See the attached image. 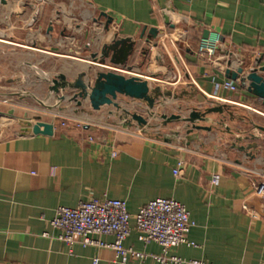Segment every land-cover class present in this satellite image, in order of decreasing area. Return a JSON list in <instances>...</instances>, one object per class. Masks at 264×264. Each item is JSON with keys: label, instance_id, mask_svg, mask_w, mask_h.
<instances>
[{"label": "crops", "instance_id": "0c3cea01", "mask_svg": "<svg viewBox=\"0 0 264 264\" xmlns=\"http://www.w3.org/2000/svg\"><path fill=\"white\" fill-rule=\"evenodd\" d=\"M209 37L218 38L212 59L198 51ZM125 39L135 50L125 67L115 66V52L103 51ZM146 59L144 74L176 82L182 106L224 108L206 126L208 135L223 130L228 142L210 147L191 128L182 144L144 138L130 132L141 127L129 116L114 120L112 107L76 109L86 129L52 119L51 137L35 135V124L18 115L28 101L40 102L39 92L54 97L49 89L59 76L74 81L136 60L138 74ZM258 61L263 67L264 0H0V97L12 104L0 108V119L20 122L0 135V264H162L155 257L163 249L138 240L134 218L124 248L144 258L123 263L110 248L61 241L52 225L57 210L93 198L125 201L132 217L156 199L184 205L194 227L188 243L169 253L183 264H264V133L256 129L264 127V104L240 81H233L237 93L222 87L232 81L228 69L249 72ZM97 238L115 243L114 236Z\"/></svg>", "mask_w": 264, "mask_h": 264}, {"label": "built area", "instance_id": "2783aa9c", "mask_svg": "<svg viewBox=\"0 0 264 264\" xmlns=\"http://www.w3.org/2000/svg\"><path fill=\"white\" fill-rule=\"evenodd\" d=\"M118 29V28H117ZM218 42V38H217ZM216 42V43H217ZM216 43L211 37L207 38L198 48L202 57L212 59L216 55ZM106 71H114L125 76H135L132 71L115 66H106ZM138 77V76H137ZM246 87L245 83H242ZM223 89L233 93L239 91L238 82L226 80ZM61 126L68 128L69 123L62 121ZM85 129L87 127H84ZM93 141V138H89ZM117 153H114V157ZM182 166V163L179 167ZM176 177L181 176L180 168L174 170ZM261 198L264 203V186L261 188ZM135 220V230L141 243H156L163 249V255L155 257L162 264H183L180 258L170 256L174 248L187 244L188 236L194 223L190 213L181 203L169 199H156L150 201L132 217L125 201L105 199H89L83 201L76 208L60 207L52 221L55 229L61 231L59 239L68 246L81 244L84 247L98 246L110 248L123 263L129 259L144 258L145 255L133 249L124 248V242L131 236L133 229L131 220ZM264 221V214L261 216ZM114 236L115 243L107 245L97 237ZM95 259L93 264H98Z\"/></svg>", "mask_w": 264, "mask_h": 264}, {"label": "water", "instance_id": "95a60500", "mask_svg": "<svg viewBox=\"0 0 264 264\" xmlns=\"http://www.w3.org/2000/svg\"><path fill=\"white\" fill-rule=\"evenodd\" d=\"M152 38L158 35V29H151ZM207 35H205L206 37ZM119 46L121 49L119 50ZM136 43L131 39L117 41L115 45L106 47L103 53L105 57H109L111 51L115 54L111 59V63L115 66L125 67L130 55L135 50ZM261 61L257 62V68L251 69L249 72L240 67L237 71L227 70L226 76L232 81H240L245 83L248 92L263 101L264 104V66L260 67ZM132 70V67H127ZM49 91L58 99L59 102L67 101L66 96L73 93L70 101H75L77 106H82L83 102L88 103L94 111H100L104 107H114L120 109L118 104L120 98H126L134 101H139L153 110L155 106L161 102V98H168L172 96L171 91H163L159 87H152L148 80L140 77H128L114 71H100L96 76H88L81 74L74 81H68L66 77L59 76L52 81V86ZM40 105L45 106L42 102ZM223 107H216L207 109L205 111L193 110L189 117L183 118L179 115H172L170 117L163 115L164 125L182 121L191 124L193 129L198 131L211 132V127L199 125V123L209 122L208 116L211 114H223ZM14 111H11L13 114ZM126 116H131L140 127L147 126L148 121L140 115L131 114L124 110ZM127 118V117H126ZM256 129L264 133V127L256 126ZM35 135L53 136L55 133V123L44 124L39 123L33 127ZM247 139H256L250 136ZM166 142H169L166 140ZM252 148V147H250ZM246 151V148L241 149Z\"/></svg>", "mask_w": 264, "mask_h": 264}, {"label": "rangeland", "instance_id": "374dc122", "mask_svg": "<svg viewBox=\"0 0 264 264\" xmlns=\"http://www.w3.org/2000/svg\"><path fill=\"white\" fill-rule=\"evenodd\" d=\"M50 10H51V8H50ZM71 14H73L75 17H78L79 11L75 10ZM150 46H152V45H150ZM150 49L146 50V51L147 52L151 51ZM163 51L165 52V50H163ZM163 51H160V53ZM166 53H168V52L166 51ZM146 54H147V57L149 58V52ZM136 62H138V61L136 60L135 63ZM135 63H133L131 66H129V67H132L133 70H135V68L133 67V66H135ZM148 68H149V63H148V60L146 59L142 68H140L139 73L137 74L131 70L132 71L131 73H133L135 76H128V77L138 76L140 78L143 77V79L146 78L145 80H148L149 83H151L152 87H154V88L159 87L163 91H171L172 96L165 98V99L161 98V102L158 103L153 110H150L146 106V104H144V103H141L142 106L139 107L137 105L138 101H134V100L129 99V103L128 102L125 103V101L127 99L124 100V98H120V100L118 101V104L121 106V108L120 109H116L114 107L110 108V110L113 112L112 118L115 120L116 118L125 116L124 110H127L131 114L140 115L148 121L147 126H143L139 130L132 127V131H130V132H132V134L133 133H135V134L139 133L144 138H150V139L159 138L161 140H168L169 142L172 141L173 143H177V144L181 143L182 144L186 140V138H185L186 128L187 129L191 128V130H192L193 129L192 125L185 123V122H182V121H178V122H174V123L164 125V120L162 119V116L166 115V116L170 117L172 115H179L183 118H186V117H189V115L191 114V112L193 110L205 111L207 109L196 107L195 106L196 103H194L195 105L190 103L189 108H186L184 105L182 106L181 104H179L178 101H179V98L181 95V91H183V90H181L180 86H177L176 82L166 83L163 81V79L156 78V77L154 78V77H151L149 75H145L144 73H147ZM40 93L41 92L38 93L39 94V96H38L39 100L44 105H46V107L40 105L37 102L28 101L27 102L28 104H26V106H28V107H24L25 109L24 108H22V109L14 108L15 110L16 109L19 110L18 115H20V114L23 115L24 111H26L28 113L27 118H23V116L21 118V115H20V119L22 121L24 120V122H25V120H26L27 122H32L33 124L37 125L39 123H44V124L55 123V121H52V119H53L56 121L62 120V121H65L66 123L76 125L77 127H80V128L87 127V125L85 123L76 119V117L79 115L75 112V110L76 109H78L80 111L81 110H88L90 108V106L88 104L86 105V103L83 102L82 106L76 107L73 103H71L73 101L69 100L72 97L73 93L67 94L68 99L65 102H59L55 96L49 97L48 96L49 94L47 95V93H41L42 95H40ZM4 94H7V93H4ZM9 99L10 98L5 99V97L4 98L0 97V105L2 106L0 108L3 109V111L4 110L6 111L8 109V105L11 104L9 102ZM194 100L192 99L190 101H194ZM10 109H12L11 111H14V113H15V110L13 108H10ZM103 109L105 112L109 111L108 107H104ZM236 114L238 115V113L235 112V116H236ZM211 115H209L208 117H210ZM4 117L0 119V135L5 134L6 131H9L11 128L16 127L20 124V122L18 121L19 118H15V120L14 119L10 120L8 117L7 118H4ZM129 118L132 119L131 116H129ZM223 119H224V122L228 121L226 116ZM207 123H209V122H207ZM207 123H199V125L203 124L202 126H206ZM134 125H137V122ZM242 126H243V129H245V130H250V128H251L250 126H247V125H242ZM206 127H211V126H206ZM218 127L224 129L221 126H218ZM222 131L223 130H219V132H217V133L214 132L210 135L207 134V131H199V132H197L198 133L197 138H198V140H201V141L208 143L210 145V147L219 146V148H220V145L224 144L225 142H228V140H226V141L222 140L223 139L222 138ZM202 132H204V133H202Z\"/></svg>", "mask_w": 264, "mask_h": 264}]
</instances>
